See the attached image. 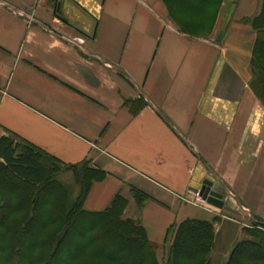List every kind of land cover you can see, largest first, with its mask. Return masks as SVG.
<instances>
[{
	"label": "crops",
	"instance_id": "1",
	"mask_svg": "<svg viewBox=\"0 0 264 264\" xmlns=\"http://www.w3.org/2000/svg\"><path fill=\"white\" fill-rule=\"evenodd\" d=\"M263 11L264 0H0V141L92 169L83 208L115 205L162 258L172 227L212 223L209 264H226L264 224L252 87ZM55 179L79 202L76 171ZM205 180L222 209L197 198Z\"/></svg>",
	"mask_w": 264,
	"mask_h": 264
},
{
	"label": "trees",
	"instance_id": "2",
	"mask_svg": "<svg viewBox=\"0 0 264 264\" xmlns=\"http://www.w3.org/2000/svg\"><path fill=\"white\" fill-rule=\"evenodd\" d=\"M258 41L252 87L264 103V11L255 21ZM74 170L83 183L79 202L68 205L58 173ZM97 177V174H95ZM93 170L66 165L24 140L0 141V264H209L212 223L188 220L172 227L163 262L142 224L112 205L87 211L82 202ZM240 242L226 264H264V224Z\"/></svg>",
	"mask_w": 264,
	"mask_h": 264
},
{
	"label": "water",
	"instance_id": "3",
	"mask_svg": "<svg viewBox=\"0 0 264 264\" xmlns=\"http://www.w3.org/2000/svg\"><path fill=\"white\" fill-rule=\"evenodd\" d=\"M82 31V30H81ZM85 33V32H84ZM91 36V34H89ZM208 204L222 209L225 206L224 194L219 183L205 180L199 189H193Z\"/></svg>",
	"mask_w": 264,
	"mask_h": 264
},
{
	"label": "rangeland",
	"instance_id": "4",
	"mask_svg": "<svg viewBox=\"0 0 264 264\" xmlns=\"http://www.w3.org/2000/svg\"><path fill=\"white\" fill-rule=\"evenodd\" d=\"M252 226H254V224H252ZM158 252V259L160 260V262H163V258H162V254H161V250H157ZM162 259V260H161Z\"/></svg>",
	"mask_w": 264,
	"mask_h": 264
},
{
	"label": "built area",
	"instance_id": "5",
	"mask_svg": "<svg viewBox=\"0 0 264 264\" xmlns=\"http://www.w3.org/2000/svg\"><path fill=\"white\" fill-rule=\"evenodd\" d=\"M138 1L143 2L144 0H138ZM196 196H197L198 199H201L202 201H204V200L200 197V195H199L198 193H196ZM205 202H206V201H205Z\"/></svg>",
	"mask_w": 264,
	"mask_h": 264
}]
</instances>
